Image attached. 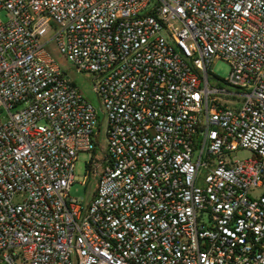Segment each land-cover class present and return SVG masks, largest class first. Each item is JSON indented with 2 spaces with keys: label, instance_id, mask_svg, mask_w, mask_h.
Listing matches in <instances>:
<instances>
[{
  "label": "built area",
  "instance_id": "2783aa9c",
  "mask_svg": "<svg viewBox=\"0 0 264 264\" xmlns=\"http://www.w3.org/2000/svg\"><path fill=\"white\" fill-rule=\"evenodd\" d=\"M0 264H264V0H0Z\"/></svg>",
  "mask_w": 264,
  "mask_h": 264
},
{
  "label": "rangeland",
  "instance_id": "374dc122",
  "mask_svg": "<svg viewBox=\"0 0 264 264\" xmlns=\"http://www.w3.org/2000/svg\"><path fill=\"white\" fill-rule=\"evenodd\" d=\"M1 17L4 18V14H1ZM53 53L57 57L60 64L68 73L69 77L80 87L84 95L90 99L99 109H100V102L97 96L92 91L93 76L88 73H79L77 72L72 64L67 61L57 49L53 48ZM213 71L221 78L227 79L231 73V66L225 60H217L213 66ZM104 113L100 109V123H101V143H105L107 140L106 136V128H107V121L103 119ZM251 155V152L247 149H239L235 156L237 158H245ZM93 152H81L78 156V160L76 162L75 167V174H76V182L71 186L69 190V194L71 197L76 198L80 202L89 201L92 194L95 192L97 185H98V177L89 174V178L86 179L85 175L88 174L87 170V162H89L93 158ZM85 181V184H84Z\"/></svg>",
  "mask_w": 264,
  "mask_h": 264
}]
</instances>
